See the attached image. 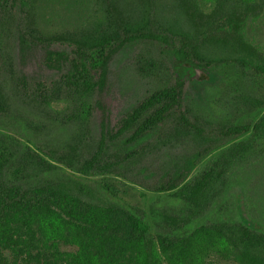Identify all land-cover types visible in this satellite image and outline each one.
Masks as SVG:
<instances>
[{
  "label": "trees",
  "instance_id": "obj_1",
  "mask_svg": "<svg viewBox=\"0 0 264 264\" xmlns=\"http://www.w3.org/2000/svg\"><path fill=\"white\" fill-rule=\"evenodd\" d=\"M262 18L264 0H215L210 9L201 0H0V264H203L217 256L211 242L199 237L186 250L200 230L232 264H264V216L261 228L229 218L235 173L264 155V47L247 35ZM138 41L164 45L183 72L217 68L234 97L230 113L223 86L213 120L191 122L179 76L92 140V97L112 56ZM12 42L20 55L42 49L58 81L29 88L5 57ZM167 123L168 142L199 146L194 173L140 193L141 204L123 199L113 183L137 155L129 148ZM51 129L58 143L43 145ZM120 139L123 156L112 153Z\"/></svg>",
  "mask_w": 264,
  "mask_h": 264
},
{
  "label": "rangeland",
  "instance_id": "obj_2",
  "mask_svg": "<svg viewBox=\"0 0 264 264\" xmlns=\"http://www.w3.org/2000/svg\"><path fill=\"white\" fill-rule=\"evenodd\" d=\"M201 2L206 9H210L215 0H201ZM247 35L264 47V18L250 24L247 27ZM8 49L5 57L10 58L15 74L26 78L29 88L32 89L37 82H43L49 86L54 81H58L60 72L47 68L42 62L44 56L42 49L36 48L26 56L18 53L15 42H12ZM51 49L66 53L70 51L68 46L60 44H54ZM182 66L183 64L177 62L164 45L148 41L125 44L112 56L108 64L104 87L92 97L94 108L88 127L90 138L96 140L100 131L115 129L120 119L136 104L153 90L163 85L173 84L176 77L179 76L184 80L181 109L190 110L189 120L203 128L204 121L213 120L215 116L211 109V107L213 108L211 105L213 94L216 95L217 90H223V77L215 67H192L191 71L183 72ZM196 70H200L203 74L196 75ZM2 78L3 82L6 81L10 93L14 89L10 78L8 76ZM225 87L227 110L230 113L229 106L232 105L234 97L231 96V89ZM9 96L13 97L10 94ZM219 108L223 110L221 105ZM18 109L17 101L12 100L9 112L15 116ZM37 116L39 117V114ZM194 117L197 118L196 121ZM170 129L171 123H167L147 141L129 148L134 149L137 155L128 160L119 171L124 177L118 178V181L113 183L116 185L120 197L130 202V197L134 196L141 204L140 193L150 197L151 191L163 185L169 178L194 173L190 169L195 166L196 160L194 161V159L196 152L200 149L199 146L193 141L180 139H171L168 142ZM207 131L209 130L207 129ZM41 138L43 145L58 143L54 129L42 133ZM123 142L124 139L115 142L112 153L116 152L121 156L126 154L127 147ZM234 177L230 189L235 193L237 209L229 214V218L238 217L249 226L261 228V219L264 216V155L251 159L235 173ZM197 238L211 242L213 247L210 250L215 251L214 254L217 255L208 258L203 264H232L226 260L227 254L222 251L223 246L220 242L201 230L190 239L193 246L186 247L187 252H191L190 255L193 253Z\"/></svg>",
  "mask_w": 264,
  "mask_h": 264
},
{
  "label": "water",
  "instance_id": "obj_3",
  "mask_svg": "<svg viewBox=\"0 0 264 264\" xmlns=\"http://www.w3.org/2000/svg\"><path fill=\"white\" fill-rule=\"evenodd\" d=\"M195 73H196V75L199 74V73H200V75L203 74V72H201L200 70H196ZM204 77H205V79H207V77L205 76V74H204ZM195 78H196V77H195ZM197 81L200 82L199 79H197Z\"/></svg>",
  "mask_w": 264,
  "mask_h": 264
}]
</instances>
